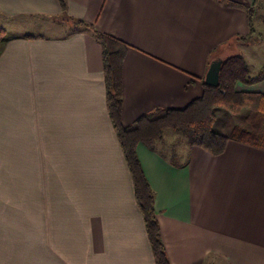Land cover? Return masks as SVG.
<instances>
[{
  "label": "crops",
  "instance_id": "0c3cea01",
  "mask_svg": "<svg viewBox=\"0 0 264 264\" xmlns=\"http://www.w3.org/2000/svg\"><path fill=\"white\" fill-rule=\"evenodd\" d=\"M263 1L66 0L63 13L59 0H0V264H155L107 110L101 46L63 17L129 44L127 125L200 96L226 49L252 70L248 50L264 42L237 36L253 6L264 37ZM237 88L264 93V80ZM172 135L137 145L171 264H264V149L230 140L213 155Z\"/></svg>",
  "mask_w": 264,
  "mask_h": 264
},
{
  "label": "trees",
  "instance_id": "16d2710c",
  "mask_svg": "<svg viewBox=\"0 0 264 264\" xmlns=\"http://www.w3.org/2000/svg\"><path fill=\"white\" fill-rule=\"evenodd\" d=\"M59 2L63 13H66V0ZM255 15V7H249L250 31L246 35L237 36L238 40L246 43L255 41L253 35L258 33L254 26ZM63 18L74 25L92 28L93 35L101 46L107 110L132 177L135 199L143 215L154 261L155 264H171L154 205L155 191L143 170L137 145L142 142L152 146L164 137L166 129L172 128L183 131L189 144L199 145L213 155L221 154L230 140L264 149V93L237 88L238 83L251 85L264 80V66L255 76H251L250 63L243 53H224L218 86L204 82L201 95L192 99L186 106L157 108L125 125L121 119L122 63L129 44L97 30L83 19L70 16ZM4 36L5 31L0 28V42ZM257 36L258 43L264 42L261 34L258 33ZM218 109L237 115L235 124L228 132L219 131L214 127Z\"/></svg>",
  "mask_w": 264,
  "mask_h": 264
},
{
  "label": "rangeland",
  "instance_id": "374dc122",
  "mask_svg": "<svg viewBox=\"0 0 264 264\" xmlns=\"http://www.w3.org/2000/svg\"><path fill=\"white\" fill-rule=\"evenodd\" d=\"M263 7H264V1L259 5L258 8L262 9ZM257 35H258V33L254 34L253 37H255V40L258 41L259 36H257ZM239 45H240L239 46L240 49H242V50L245 49L244 47H242L241 44H239ZM246 50H248V49H246ZM236 51L241 52L240 50H238V48L237 49L230 48V49L225 50V54L233 53ZM248 51L251 55V57H249L250 58L249 60L252 62V70H251L250 74L254 75V74H257V72L259 71L260 68H262V66H264V44L262 46H253ZM217 115H218V118L215 122L214 127L217 130L222 131V132H228L237 120L236 114L231 113L229 111H225L223 109H218ZM62 130L64 131V129H62ZM27 133H31V132H27ZM174 133H178L181 137L184 138V141H187V136L185 135V133L183 131L177 130V129H172V128L165 130V133H164V139L165 140L164 141H168L173 136L172 134H174ZM59 137H60V135H59ZM27 140H29V138ZM30 146L33 148L34 145L31 143L30 144L27 143V145H26L27 151L30 150ZM180 159L181 158H179V159L176 158L177 161Z\"/></svg>",
  "mask_w": 264,
  "mask_h": 264
},
{
  "label": "water",
  "instance_id": "95a60500",
  "mask_svg": "<svg viewBox=\"0 0 264 264\" xmlns=\"http://www.w3.org/2000/svg\"><path fill=\"white\" fill-rule=\"evenodd\" d=\"M223 64L222 56L211 59L204 78V82L211 86H218L220 83V72Z\"/></svg>",
  "mask_w": 264,
  "mask_h": 264
}]
</instances>
